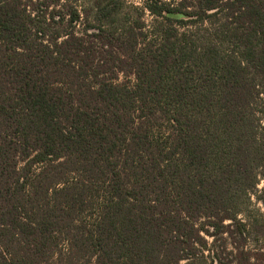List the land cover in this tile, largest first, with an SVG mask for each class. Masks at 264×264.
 Instances as JSON below:
<instances>
[{
  "label": "trees",
  "instance_id": "obj_1",
  "mask_svg": "<svg viewBox=\"0 0 264 264\" xmlns=\"http://www.w3.org/2000/svg\"><path fill=\"white\" fill-rule=\"evenodd\" d=\"M0 264H264V0H0Z\"/></svg>",
  "mask_w": 264,
  "mask_h": 264
},
{
  "label": "rangeland",
  "instance_id": "obj_2",
  "mask_svg": "<svg viewBox=\"0 0 264 264\" xmlns=\"http://www.w3.org/2000/svg\"><path fill=\"white\" fill-rule=\"evenodd\" d=\"M140 1L141 0H132V2H134V3H140ZM258 188L259 189H262L263 188V184H259V186H258ZM252 201H253V204L255 205V207L257 208V209H259L261 212L263 211V208H262V205L258 202V201H256L254 198L252 199ZM210 241V240H209ZM255 244H251V246L250 247H252V246H254ZM258 246H259V244H258ZM230 249V248H229Z\"/></svg>",
  "mask_w": 264,
  "mask_h": 264
}]
</instances>
